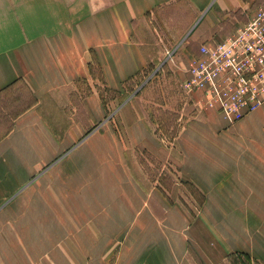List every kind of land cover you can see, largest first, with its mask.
Masks as SVG:
<instances>
[{
  "label": "crops",
  "instance_id": "1",
  "mask_svg": "<svg viewBox=\"0 0 264 264\" xmlns=\"http://www.w3.org/2000/svg\"><path fill=\"white\" fill-rule=\"evenodd\" d=\"M262 3L0 1V264H264V103L177 92Z\"/></svg>",
  "mask_w": 264,
  "mask_h": 264
},
{
  "label": "built area",
  "instance_id": "2",
  "mask_svg": "<svg viewBox=\"0 0 264 264\" xmlns=\"http://www.w3.org/2000/svg\"><path fill=\"white\" fill-rule=\"evenodd\" d=\"M187 74L179 87L186 96L203 95L193 102L197 109L217 108L236 122L259 108L264 103V3L231 36L200 44Z\"/></svg>",
  "mask_w": 264,
  "mask_h": 264
},
{
  "label": "rangeland",
  "instance_id": "3",
  "mask_svg": "<svg viewBox=\"0 0 264 264\" xmlns=\"http://www.w3.org/2000/svg\"><path fill=\"white\" fill-rule=\"evenodd\" d=\"M0 1H5V0H0ZM101 4H105V3H108L110 0H98ZM176 48H178V46H176ZM170 74V73H169ZM145 75V74H144ZM161 75H163V76H165V75H167V70H166V68H164V70H163V73H161ZM160 75V76H161ZM160 79H167V77H161ZM168 81H164L162 84H163V91L165 90L164 88H167V87H169V85H170V83H167ZM144 87H145V85H144ZM144 89V88H143ZM142 89V90H143ZM178 93H179V97H180V99H184L185 97L182 95V91L181 92H179V91H177ZM141 94V90L137 93V94ZM155 95V94H154ZM154 95H148V97H149V100H150V102H148V105H147V108H149V110H150V113L148 112V114L150 115V121H152V123H151V127L152 128H154V129H157L158 131H159V134L161 135V136H164V134H166V135H168L167 136V138H169V134H171V133H173L174 132V130L175 129H177V128H175V127H173V125L174 124H178V123H181L182 124V121H183V119H181L180 121H175V123H174V116L172 115V113H169L168 112V110L167 109H165V111H160V109L158 108V105H156V104H153V102H155L156 100H158V99H156L155 100V98H154ZM165 95V97H166V99H169L170 98V94H168V93H165L164 94ZM175 96L178 98V96H177V94H175ZM161 98H162V95L160 96ZM145 103H143V105H144ZM186 106H188V105H186ZM193 109H191V107H190V112L189 113H191V111H192ZM180 111V110H179ZM182 113L181 114H184L183 113V111H181ZM174 114V113H173ZM176 122H178V123H176ZM178 127V126H177ZM165 140V139H164ZM156 174L158 173V171L155 169V170H153ZM166 171V170H165ZM164 171V172H165ZM177 188V190H178V192L180 193L181 191L183 192V190H182V186H178V187H176ZM186 191H187V189H186ZM184 194V193H183ZM186 195V194H185ZM186 203H188V201H187V198H186ZM184 203V202H183ZM190 203V202H189ZM185 204V203H184ZM242 264H247V263H242Z\"/></svg>",
  "mask_w": 264,
  "mask_h": 264
}]
</instances>
